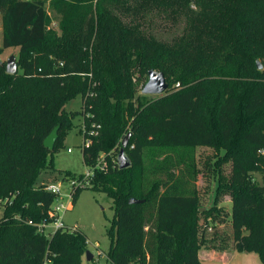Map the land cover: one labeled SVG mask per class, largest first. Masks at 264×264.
<instances>
[{
    "label": "trees",
    "instance_id": "trees-1",
    "mask_svg": "<svg viewBox=\"0 0 264 264\" xmlns=\"http://www.w3.org/2000/svg\"><path fill=\"white\" fill-rule=\"evenodd\" d=\"M180 17L172 39L155 30ZM0 18L3 48L19 50L17 72L0 71V264H82L88 237L79 228L51 237L37 229L54 220L57 196L39 177L58 169L54 153L77 114L84 137L97 131L84 164L108 162L87 187L113 200L107 261L201 264L196 154L216 146L232 162L222 190L232 195L233 249L256 251L264 264V0H0ZM151 69L164 72L165 93H142ZM76 96L80 110L68 111ZM57 125L51 150L44 139ZM128 132L131 165L121 169Z\"/></svg>",
    "mask_w": 264,
    "mask_h": 264
},
{
    "label": "rangeland",
    "instance_id": "rangeland-1",
    "mask_svg": "<svg viewBox=\"0 0 264 264\" xmlns=\"http://www.w3.org/2000/svg\"><path fill=\"white\" fill-rule=\"evenodd\" d=\"M196 9L193 4L191 6ZM51 18L49 29L59 32L58 18L53 12H50ZM183 17L180 21H164L154 23L155 30L160 32L161 36L167 40L172 39L182 32L185 25ZM160 34L158 36H160ZM3 28L0 18V71H5L7 61L11 55H19L18 48H3ZM264 67V54L257 59ZM81 96H76L66 104L68 111H79L81 108ZM87 129L84 120L80 114L74 118V126L68 131L59 143V150L54 153V160L57 170L46 169L39 177V182L56 183L61 185L60 195H57L54 204L68 203L71 186L70 180L63 179L59 170H71L76 174L85 172L88 168L83 162V131ZM93 141V140H92ZM68 149H71L70 151ZM198 176L196 189L200 199V207H205L198 214L199 221L202 223L200 229H206L207 237L202 242L200 249L201 264H263L260 254L256 251H236L233 249L231 238L230 215H231V190L227 187L222 190L225 183L230 182L232 162L230 158H224L223 150L218 151L216 146H202L197 149ZM258 181L262 176L258 172L252 174ZM221 183L220 192H215L218 183ZM213 199H220L217 212L214 213L211 206ZM73 203V202H72ZM64 213L60 212L65 224L69 226L76 225L88 237V249L94 255L88 260L86 254L82 255V264H112L107 261L102 251L107 254L110 247V239L107 235V229L110 226L114 216L113 200L104 192H97L93 188H84L76 203ZM0 209V215L2 214ZM47 230L52 231L50 225Z\"/></svg>",
    "mask_w": 264,
    "mask_h": 264
},
{
    "label": "built area",
    "instance_id": "built-area-1",
    "mask_svg": "<svg viewBox=\"0 0 264 264\" xmlns=\"http://www.w3.org/2000/svg\"><path fill=\"white\" fill-rule=\"evenodd\" d=\"M97 131L90 130L88 133V136L84 137L83 146H89L92 142L91 136L96 134ZM69 151L71 149H68ZM88 168L85 170V172L77 174L75 177H69L70 180V186L71 189L69 193L67 194L68 198L71 200L68 201V203H58L53 205V214L55 215V218L51 222H41L38 223L37 229L40 233L45 234L47 237H51L53 233L61 228H68L70 230L78 228L76 225L69 226L65 224L63 217L60 215V212L64 213L66 210H68L71 207L72 203V191L74 188H87L89 185L92 184V181L96 175L97 172L104 171L108 167V162L106 161L105 157L100 156L97 158L96 162L91 165H87ZM68 179V178H67ZM43 186L46 190L51 191L55 193L56 195H60L61 192V185L56 183H47L43 182ZM32 223V221H30ZM52 225L53 230L49 231L47 228ZM101 255H105L107 258V254H104L102 251Z\"/></svg>",
    "mask_w": 264,
    "mask_h": 264
},
{
    "label": "water",
    "instance_id": "water-1",
    "mask_svg": "<svg viewBox=\"0 0 264 264\" xmlns=\"http://www.w3.org/2000/svg\"><path fill=\"white\" fill-rule=\"evenodd\" d=\"M257 66L258 68H262V63L260 61H257ZM6 70L9 73H15L18 70V63H17V56L16 55H11L7 61V66ZM168 82L166 79V76L163 71L156 70V69H151L148 72V80L144 84L142 88V93L143 94H150V95H160L165 93L168 90ZM60 126L57 125L50 133L49 135L44 139V145L48 149H53L55 146V143L58 138V131H59ZM131 132H128L124 138L122 139V146L119 150L117 160L119 163V167L121 169L127 168L131 165V160L128 157L126 153V147L129 142ZM142 199H137V198H131L130 203H138L142 202ZM204 210L203 208H200V211ZM86 257L88 260H91L94 255L91 253V251L88 249L86 251Z\"/></svg>",
    "mask_w": 264,
    "mask_h": 264
},
{
    "label": "crops",
    "instance_id": "crops-1",
    "mask_svg": "<svg viewBox=\"0 0 264 264\" xmlns=\"http://www.w3.org/2000/svg\"><path fill=\"white\" fill-rule=\"evenodd\" d=\"M199 257H200V253H199Z\"/></svg>",
    "mask_w": 264,
    "mask_h": 264
}]
</instances>
